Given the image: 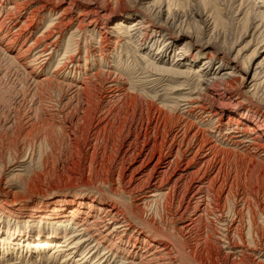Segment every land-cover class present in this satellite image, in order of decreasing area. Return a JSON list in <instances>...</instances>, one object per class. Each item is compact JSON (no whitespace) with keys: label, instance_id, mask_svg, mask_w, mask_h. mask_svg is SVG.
I'll return each mask as SVG.
<instances>
[{"label":"rangeland","instance_id":"rangeland-1","mask_svg":"<svg viewBox=\"0 0 264 264\" xmlns=\"http://www.w3.org/2000/svg\"><path fill=\"white\" fill-rule=\"evenodd\" d=\"M13 1L0 0V8L4 11H12ZM41 4L42 0H30L26 5L15 9L18 25L26 30L19 40L10 45L9 49L0 50V198L13 199L17 201V204L21 202V204H26L27 201L23 200H31V203H39L35 204L38 208L42 206L40 204L42 200H53L54 202L59 199V196L64 197L62 201L69 203L78 197H84V202L87 201V198H97V203H94L90 214L92 211H95V214L99 213V199L100 203H106L103 205V208L106 209L117 194L118 196L120 194L126 201L125 203L135 205V197L122 191L115 194L111 191L112 187L120 181L119 174L122 164L123 166L127 164L128 158L122 162L120 157L124 154L128 141L132 139L135 141L137 138L138 142L142 140L143 128L151 118V114L159 108L173 117L184 118L196 128H205L201 130L206 131L208 139L212 138V143H216V146L230 153L223 156L227 161H224L225 168L222 175L227 176L226 178L230 182L232 181L233 190L238 187L236 190L240 191H237V196L232 200L237 208H241L243 211L246 209L243 212L244 220L247 221L251 216L253 221L255 220V225L264 230V151L252 147L247 148L248 139H245V142L231 140L226 136L229 130L225 129L224 125L228 119V112L235 111V108L238 113L244 114L246 120H244V127L255 123L256 119H264V0H62L58 5L46 4L42 10H36L39 12L36 19L27 20L30 12ZM59 12L64 13L62 16L64 21L71 20V23L64 28L48 64L46 62L39 65L35 62L32 65H24L25 60L30 59L36 50L50 41L52 37L44 39L34 48L30 46V49H24L52 20H57ZM121 16L128 18V20L122 21V25L117 24ZM135 18L144 19L146 27H143L139 34L137 32L131 36L130 23ZM6 24V29L11 28V33H14L16 27L8 26L9 22ZM76 27L81 30L74 35L72 41L68 40V32ZM103 32L104 38L102 37ZM4 42H1L0 47ZM101 46L102 50H100ZM168 46L171 47L168 48ZM181 48L185 54L195 57V62H190L188 59L189 65L176 67L189 75L176 73L174 69H171L174 67L172 63L175 62L172 55ZM65 55L68 58L62 59ZM14 56L17 57V60L13 58ZM70 56H72V62L69 59ZM160 56L164 60H161ZM221 58L224 59L223 63ZM60 60L63 65L67 66L68 64L74 70L75 76L72 73L66 74V72H64L65 74L58 72L57 75L52 73L56 63ZM203 60L209 61L207 64H210L212 68L221 66L225 70V68L234 67L230 70L235 74L233 77L235 79H239L238 76H241L242 69L247 64H249V69L258 64L255 80L249 82L248 86L238 87L236 81V87L241 96L227 98V102H231L232 105L223 108L224 113L219 119L216 116L209 118L207 113H201L199 108L193 107L194 104L189 105L187 102L189 97L202 96L197 87V75L194 71L204 62ZM36 63L37 65H34ZM161 67H170V69L162 71L157 69ZM96 72L100 74L94 77ZM84 76L87 79L88 76L94 78L90 80L92 82L84 97L87 94L91 95L94 100L91 101L92 104H95V101L101 97L103 105L121 112L115 126L102 130V133L92 130L90 121L83 115L81 116V113L74 111L72 106L75 98L70 96L71 90H67L65 86L58 87L54 82L52 87L45 86L46 82L44 85L36 83L52 78L53 81L62 80L63 82H70L69 80L72 79L83 85ZM106 86H117V89H123V92H117L112 95L113 99L104 101ZM124 92L129 93L127 98L130 96L125 102L121 97ZM214 93L215 89L213 88L207 91V94L215 96ZM132 96L133 102H130ZM68 98L72 99L68 100L69 103L66 101ZM205 98L206 106H208L209 98ZM216 104L224 106V104ZM64 111L68 113L66 114ZM45 113L48 116L49 114L52 116L54 113L50 121L44 118L47 116ZM57 113L58 115H56ZM54 117L55 119H53ZM236 118L237 116H235ZM47 121L48 123H46ZM93 123L96 124V121L93 120ZM140 124L141 128H139ZM221 125L223 127L221 131L217 130V127ZM71 130L76 134L74 135L77 137L76 140ZM260 142L264 143V134ZM243 199L247 201V204ZM161 201V198H158L153 204L142 205L144 216L142 214L141 217L147 220L150 214L154 213L157 224L163 226L162 223L169 222L164 218L160 223V216L165 215L161 209ZM230 202L227 204L231 205L232 202ZM116 206L120 207L118 204ZM88 207L87 204L82 205L80 216L77 217L78 221L87 215ZM100 212L103 213L104 209ZM227 217L229 216L226 214L224 218ZM89 218L91 219V216H88ZM13 220L6 215L0 216L3 229L13 226L15 222L18 229L22 227V223L19 224ZM139 222V219L132 220V223L135 224ZM205 222L201 227L197 226L201 229L196 230L198 234L195 232V235L191 234L194 236L184 238L188 252L193 253L195 250H200L205 255L210 244L214 243L212 248L218 246L213 239L214 235H212L214 233L216 236L219 231L216 220L209 216ZM227 223L228 220H226ZM169 224L170 227L174 226L171 222ZM46 225L42 224V226ZM53 225V222H49L46 229L54 227ZM42 226L40 227L42 228ZM35 227H32V230L39 228ZM246 231L247 229L244 230V233ZM67 232L70 234L71 229ZM103 233L102 231V235ZM131 233L128 232L124 240H129ZM231 234L233 237L232 232L229 235ZM194 237L201 239L195 241ZM142 238L141 236L137 242L142 243ZM202 238H206L205 241ZM91 243L86 242L81 248L87 250ZM131 244H133V238L129 240V245H121L123 255L132 250ZM52 247L45 248L38 256L33 252L29 256L28 253L24 259L22 256L18 258V255L16 256L14 253L7 259L0 258V264L79 263L77 259L81 257V249L71 253L70 258L65 260V251L52 254V250L49 251ZM102 250L100 248L94 252L90 259H97V254ZM200 251L198 253H201ZM255 251L253 254L259 259H255L254 262H262L261 259L264 262V250L257 246ZM221 252L223 253V250ZM122 254L121 256L117 254L118 256L114 258L112 252L109 259H122ZM132 255L134 254H130V256ZM237 255L238 253H236ZM134 257L136 258L134 261L137 262L139 257L137 255ZM92 260L87 264H92ZM82 264H86V262L83 261ZM183 264L186 263L183 262Z\"/></svg>","mask_w":264,"mask_h":264},{"label":"bare ground","instance_id":"bare-ground-1","mask_svg":"<svg viewBox=\"0 0 264 264\" xmlns=\"http://www.w3.org/2000/svg\"><path fill=\"white\" fill-rule=\"evenodd\" d=\"M28 1L30 0H25L22 2L14 0L12 11H4V9L0 8V44L2 41H5L0 47V50H4L5 48L9 49L11 47L10 45L13 44V42L19 40L26 30L18 25L17 11L15 9H19L23 5H26ZM61 1L62 0H42V4L30 12L27 20L36 19L39 13L36 10H42L46 4L52 3L58 5L61 3ZM49 11L51 12L52 9L50 8ZM63 14V12H59L58 16L56 17L57 20H52V22L49 23L37 35L35 40L24 49H30V46L31 48H34V46L44 39L50 36L52 37H50V41L44 43L43 46L38 48L36 52L30 57V59H26L25 63H23L24 65H32L35 62H37L39 65L46 62L48 64V60H50L52 53L57 48L58 39L62 36L64 28L66 25L71 23V20L64 21V18L62 17ZM126 20H128V18L121 16L120 19H118L117 24L122 25V21ZM7 22H9L8 26L12 25V28L16 27L14 33H11V28L6 29ZM143 27H146L144 19H133L129 28L130 35L133 36L137 32L139 34L142 32L141 29ZM80 30L81 29L79 27H76L74 30L68 32V40L72 41L74 35ZM102 37H105L104 32L102 33ZM171 46H168V48ZM102 48L103 47L101 46L100 50H102ZM182 50L183 48L175 52L176 54L172 55L175 62L172 63L174 67L171 69H174L176 73L189 75V73L179 70L178 68L184 65L186 66L188 63L190 64V62H195V57L194 55L185 54V52ZM161 56L159 58L164 60ZM13 58L17 60L16 56ZM67 58L68 57L65 55L62 59ZM69 59H71V62L73 61L72 56H70ZM188 59L190 62H187ZM203 61L204 62L194 71L197 75V87L202 96H196L192 98L189 97V99H187L188 101H186L189 103V105L194 104L193 107L199 108L198 110H200L201 113H207L209 118L216 116L219 119L224 113L223 108H227V106L232 105L231 102H227V98L231 99L232 96H241L239 89L236 87V83L238 82V87L245 88L248 86L249 82L252 80L254 81L258 64H256L255 67L251 66L250 69L248 68L249 64H245V68L242 69L243 73L241 76H238L239 79H235L233 78L235 77V74L232 70H230L234 67H230V69L225 68V70L221 68V66L212 68L210 64H207L209 61ZM221 61L223 63L224 59L221 58ZM37 63L34 65H37ZM56 64L57 65L52 73L57 75L58 72H66V74L72 73L73 76H75L74 70L71 69L68 64L67 66L63 65L61 60ZM157 69L161 71L163 69L169 70L170 67H161ZM99 74V72L94 73V77L98 76ZM92 78L91 76H88L87 79L84 76V79L82 80L83 85L76 83L72 79L69 80L70 82H63L62 80L56 81L55 79V81H53L52 78H43L44 80L39 79L40 81H37L36 83L44 85L46 82L45 86L47 87H52L55 83V85L58 87L65 86L67 90H71L70 96H74L75 98L74 105L72 106L74 111L81 113V116L83 115L90 121L89 123L92 130H96L95 132L101 131L102 133V130L104 131V129L110 126L111 128L115 126L117 117H120L121 112L113 109L112 107L103 105L104 102H102L103 99L101 100V97L98 98V101H95V104L91 103V101H94L91 95L87 94L84 97L88 86L92 82L90 81ZM211 88L215 89V96L207 94V91ZM122 90L117 89V86H108L106 89H104V101L106 99L109 100L110 98L113 99L112 95H115L117 92ZM128 94V92L121 94V97L123 98L122 100L124 102L130 97L129 96L127 98ZM121 97L118 98L121 99ZM204 97L209 98L208 106H206V98L204 99ZM68 100H70V98H68L66 101ZM129 101L133 102V96ZM216 103L224 104V106L217 105ZM236 105L238 104L236 103ZM189 110L188 111L191 112V109ZM234 110L235 111L228 112V119L226 123H224L226 126L225 129L229 130L227 135H225L236 142H245V139H248L247 148L252 147L254 149H261L264 151V143L260 142V139L264 134V119H256L255 123L244 127V114L238 113L237 108ZM72 112L71 114H73ZM53 114L52 116L50 114L49 116L46 114L47 116L44 118L50 121L52 119L51 117H53ZM56 115H58V113ZM235 116H237L236 119ZM53 119H55V117ZM93 120L96 121V124H92ZM206 120L208 121V119ZM48 121L46 123H48ZM222 125L218 126L217 130L221 131L223 128ZM141 127L142 125L140 124L139 128ZM143 129V137L140 142H138V138L135 139V141L133 139L128 141L127 148L125 149L124 154L121 155L122 157H120L122 162L126 160L125 158H128L126 160L127 164L125 166L122 164V168L120 169L121 173H117L120 176L115 175L119 176L120 181L118 184L116 183L112 187L111 191L114 194L116 192L122 191L135 197V205L125 203L126 201L122 199L120 194L119 196L117 194L115 198L116 200H112L113 202L110 205L107 204L108 206L106 209L103 208V205L106 203H100L99 199V213L95 214V211H92L90 214L89 212L94 203H97V198H87V201L84 202V197H78L77 199L74 198V200L69 203L62 201L64 197L59 196V199L54 200V202L53 200H42L40 202V204H42L40 208L35 206V204H39L38 202L31 203V200H23L27 201L26 204H21L22 202L17 204V201H14L13 199L8 200L5 198H0V216L6 215L9 217V219H14V222L17 221L19 224L22 223V227H19V229L17 224H15L16 222L13 226L5 227V229H3L4 227L0 222V225L2 226H0V258L7 259L10 255L15 253L16 256L18 255V258L22 256L24 259L28 253L29 256H31L32 252L36 253L38 256L42 254L45 248L53 246L49 251L52 250V254L65 251V260L70 258L69 255L71 253L81 249V257L77 259L79 260V263L77 264H82L83 261H85L87 264L90 260H92L90 259L93 256L92 254L100 248L103 250L97 254V259L92 260V264H183V262L186 264H264L262 259L260 260L262 262L255 263V259L259 258L253 254V252H256L255 250L257 246L264 250V230L255 225V220L253 221L252 217L249 216L250 214H246L249 217L247 221L244 220L245 216L243 212L246 209L243 211L241 208H237L235 206V202L232 200L233 197L237 196L238 190H236V188L238 189V187L233 190L232 181L230 182L228 178H226L227 176L225 177V175H222V171L225 168L224 161H227L223 156L230 153L216 146V143H212V138L208 139V134H205L206 131L204 132L201 130L205 128H196L192 123L185 120L184 118L181 119L179 116L173 117L171 114L161 111L159 108L156 112L151 114V118L148 119ZM72 131L73 130H71V132ZM74 135L76 134L73 133V137ZM75 138L77 137L75 136L74 139ZM255 152L257 151L255 150ZM124 180L126 181L124 182ZM103 182L105 183L104 180ZM158 198H161L162 200L161 209L165 213V215L162 217L157 214L160 216V223H162V220L165 218L169 222L173 223V227H170L169 222L162 223L164 224L163 226L157 224L154 213H151L147 220L141 217L142 214L144 216V213L142 212L143 208H141V206L148 203L153 204V202H155ZM101 201L103 200L101 199ZM228 202L233 205L231 206L230 204H227ZM159 203L160 201L158 204ZM84 204L89 205L87 210L88 212L86 211L87 215L82 218L81 221H78L79 218L77 217L80 216V211L82 205L84 206ZM116 204L120 205V207L116 206ZM103 209L104 215H102L103 213L100 212ZM158 209L156 210L158 211ZM225 213L229 217L224 218L226 215ZM88 216H91V219H88ZM209 216L213 217L218 224L216 225L218 226L219 230L217 231L218 233H216L217 235L215 236L214 233H211L214 235L213 239H215V242H217L218 246L216 245L217 247H213V249L212 245H214V243L210 244L209 248L206 247L207 249L205 251V255H203L202 251L200 250L199 251L201 253H198L199 251H196V248L193 249L195 250L194 252L191 250L193 253L190 251L188 252L186 249L187 244L185 243L184 238L187 239L194 236L195 232L197 233L196 230L200 229L197 226L200 225L201 227V225L205 224V219L209 218ZM134 219H139L140 222L137 224L132 223V220ZM226 220H228V225L226 224ZM206 221L208 222V220ZM244 221H246L247 225L244 223ZM49 222H53L54 227H49V229H46ZM43 223L47 225L42 226ZM70 225L71 227L68 228ZM30 226H37L35 228H39L37 230H32V227ZM40 226H42V228ZM207 227L209 228V226ZM70 229L71 233L69 234L67 230ZM245 229H247L246 233H244ZM102 231L104 232L103 235ZM128 232H134L129 234V240L133 238V244H131L132 250L127 251V253L123 255L122 246L129 245V240H124V237ZM231 232L233 233V237L232 234L229 235ZM192 233H194V235H191ZM205 233L207 232L205 231ZM141 236L143 237V242L139 243L137 241ZM194 238L195 241L199 239L197 237ZM203 239L204 238H202V240ZM205 239L203 241H205ZM86 242H92L89 245L90 248L87 250L81 248ZM191 243V245H193V242ZM221 250H223V253ZM67 251L68 253H66ZM112 252L114 258H116L118 255L121 256V254L123 258L118 260H110L109 256ZM132 253L134 255L130 256ZM236 253H238L237 256ZM136 255L139 257L137 262L134 261L136 259L134 256Z\"/></svg>","mask_w":264,"mask_h":264}]
</instances>
